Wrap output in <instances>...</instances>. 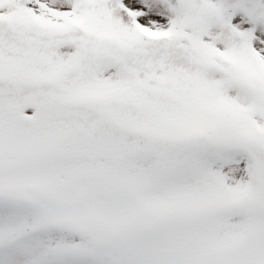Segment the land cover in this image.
<instances>
[{
	"label": "snow or ice",
	"instance_id": "1",
	"mask_svg": "<svg viewBox=\"0 0 264 264\" xmlns=\"http://www.w3.org/2000/svg\"><path fill=\"white\" fill-rule=\"evenodd\" d=\"M0 264H264V0H0Z\"/></svg>",
	"mask_w": 264,
	"mask_h": 264
}]
</instances>
